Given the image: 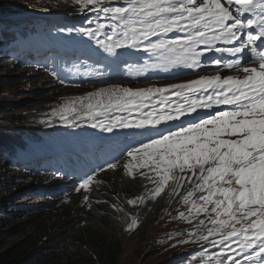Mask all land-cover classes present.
<instances>
[{"label": "snow or ice", "instance_id": "obj_1", "mask_svg": "<svg viewBox=\"0 0 264 264\" xmlns=\"http://www.w3.org/2000/svg\"><path fill=\"white\" fill-rule=\"evenodd\" d=\"M74 3L81 13H96V21H86L95 27L75 31L94 41L103 58L118 59L121 50L143 46L156 58L152 68L197 69L203 60L216 74L147 89L110 84L59 109L65 126L92 121V128L108 133L138 130L146 139L123 153L136 161L125 165L128 174L134 167L154 173L147 176L156 185L153 197H159L170 181L172 194L178 195L186 182L190 187L181 202L188 207L187 213H179L180 218L191 224L201 214L205 217L182 243L218 248L207 253L205 264H264V0H122L121 6H106L107 0ZM172 33L179 35L168 38ZM207 53L233 59L207 58ZM221 69L244 75L221 76ZM173 96L178 101L173 102ZM214 107L220 110L210 111ZM113 112L128 115L112 116ZM188 116L192 119H182ZM168 122L179 123L164 129ZM116 167V163L107 165ZM93 180L87 175L73 190L88 191ZM135 226L138 222L133 219L125 231Z\"/></svg>", "mask_w": 264, "mask_h": 264}, {"label": "trees", "instance_id": "obj_2", "mask_svg": "<svg viewBox=\"0 0 264 264\" xmlns=\"http://www.w3.org/2000/svg\"><path fill=\"white\" fill-rule=\"evenodd\" d=\"M13 1L15 2L12 4L0 3V13L16 12V9H21L23 5H26L24 3L26 0H22V2ZM22 20H24L22 17H18L11 23L0 20V54H5L6 50L11 49L12 51L21 45H25L27 49H30L27 51L35 54L36 57L40 48H44L38 38L50 34L54 38H61V41L65 43L63 49L69 54L74 53L75 50H80L81 46L89 42L87 37L80 35L71 26L69 29L74 31L69 33L67 31L68 26L52 27L49 30L43 21L27 23ZM9 56L6 66L10 70L15 69V65L24 56L30 61V57L27 55L18 58ZM138 67L139 65L133 62L132 67L126 70H133ZM24 69L27 70L28 68L25 67ZM121 74L123 77V72ZM112 114L115 116L118 115V112ZM15 117H22V115ZM58 125L62 128L65 127L63 121L58 122ZM73 128L75 127H69V130L71 131ZM87 128V124L79 126L76 132L78 131L82 137H85ZM118 130H114L112 134L116 135ZM46 131L41 130L33 133L11 131L2 134V130H0V165L9 163L12 168V175L0 179V205L10 202L3 191L5 188V184H2L5 182L3 179L9 177L16 179L15 181H18L21 186L23 182L29 180L43 181L49 175V169H45L53 166V163L46 166V162L38 160L40 156L48 154L49 143L46 141L49 137ZM102 135L114 137L111 133L108 134L104 131H102ZM109 142L113 144L116 141L110 140ZM120 147V145L116 148L113 147L111 152L116 154ZM72 155L75 156V153ZM62 157L63 154H59V158ZM128 158L126 155L125 157L120 156L115 161L116 169L104 173V176L91 185L88 191L83 190L80 193L74 192L72 194L64 190L49 191L46 194V200H56V203L48 202L43 208L50 209L58 204V208L63 209L67 215L62 216L63 218L69 219L71 215L78 216L75 218V224L68 227L66 222L49 221L45 223L44 228L37 233L31 244L24 250L11 253L9 250L0 249V264H123L122 256L131 234L138 238L140 245H148L157 223L170 216L171 212L182 204V197L190 185L185 182L184 187L180 189L177 195L172 194V183L159 197H153L151 193H148L150 191H144L143 179L139 176L131 179L125 174ZM57 161L59 162V159ZM41 172L43 174H40ZM14 184L15 187L19 186L17 182ZM85 197L88 199L85 200ZM139 197H144L143 201H140ZM134 199L137 200L135 205L128 204L129 200ZM38 210H35L36 213L33 215H28L27 218H40L46 214V212L42 214L43 212L40 213ZM0 212V224L8 225L11 223L10 221L17 218V214L7 215L6 212H2L1 207ZM201 218L205 219L203 214ZM133 219L137 220L138 226L130 231H125ZM194 219L198 220V217ZM179 230L180 228L169 233L167 236L169 242L184 244L182 243L183 238H181L184 231ZM199 246L203 245L199 244ZM217 251H219L218 248L205 245L198 251H192L183 258H177L166 264H205L207 253Z\"/></svg>", "mask_w": 264, "mask_h": 264}, {"label": "rangeland", "instance_id": "obj_3", "mask_svg": "<svg viewBox=\"0 0 264 264\" xmlns=\"http://www.w3.org/2000/svg\"><path fill=\"white\" fill-rule=\"evenodd\" d=\"M21 1L22 0H18ZM121 0H107L106 6H121ZM6 2L12 4L13 0H0V3ZM223 2V0H222ZM26 5L21 9H16L11 12L0 13V20L6 23H11L17 20L18 17L24 18L23 22L35 23L36 21H43V23L52 29L65 25L73 27L74 30L79 29L81 26L95 27V23L88 25L86 21L92 19L97 20L95 12L86 11L81 13L74 3V0H26ZM101 22L107 23L108 21L101 18ZM21 23V22H18ZM57 25V26H56ZM170 37V36H169ZM168 37V38H169ZM20 51V50H18ZM18 51H15L19 54ZM15 54L11 51H5V54H0V130L2 134L11 131H29V133L39 132L47 129L46 134L52 133V138H55V129L60 122L59 109L68 104L71 100L78 97H85L89 93H94L98 89L107 88L110 84L105 83L95 85L88 80L80 81L77 86H64L60 80L48 76L44 72H34L32 69L25 70L20 63L15 65V69L10 70L6 64L9 55ZM207 58L221 57L219 53H207ZM201 67H211L209 64L204 63L202 60ZM190 68L183 66L174 67V76L162 73L148 74L151 78H157L153 82H140L143 80L145 74L132 77L131 82H119V84L126 88L132 89H147L152 87H165L173 83H186L184 77ZM34 72V73H33ZM224 72V71H223ZM216 72L214 73V75ZM222 74V72H219ZM232 75H244L242 72H232ZM16 115L22 117L16 118ZM4 136V135H3ZM50 159V158H47ZM50 162H47L49 164ZM136 164L130 157L126 160V164ZM11 164L4 163L0 165V179L12 175ZM142 173L144 175H142ZM125 174L131 179L139 176L143 179V188L145 192L151 193L155 188V184L147 179L148 175L154 176L147 168H133V173L130 176L125 168ZM16 179H3L5 184L3 191L7 195L9 203L0 205L1 211L6 212L7 215L17 214L16 220L10 221V224H0V249L5 251L9 250L11 253L24 250L34 238L37 233L44 228L45 223L55 221L59 223L66 222V225L72 226L75 224L77 215H71L69 219L62 216H67L65 211L58 208V204L52 206L53 208H43L48 202L56 203L55 201L46 200V194L52 189L59 187H70V181H64L59 176L44 179L43 181H26L20 186ZM47 181V182H46ZM17 185L15 187V184ZM98 182V181H97ZM33 183V184H32ZM173 182L170 181L169 185ZM169 185L165 188L168 189ZM164 190V191H165ZM68 198L66 199V201ZM50 204V203H49ZM41 206V207H39ZM57 207V208H56ZM187 207L183 203L176 207L165 219H161L153 230L148 245H140L138 238L133 234L130 235L126 242L125 252L122 256L123 264H166L169 261L183 258L192 251H198L199 244L187 243L183 245L174 244L169 242L167 236L171 231L179 229L184 231L181 235L183 240L188 239V232L193 230L194 225L198 223L201 215L189 224L187 220L181 219L180 212L187 213ZM44 214L40 218H27L28 215L36 213L35 210ZM1 213V212H0ZM197 220V221H195ZM3 221H6L3 219ZM182 240V241H183Z\"/></svg>", "mask_w": 264, "mask_h": 264}, {"label": "bare ground", "instance_id": "obj_4", "mask_svg": "<svg viewBox=\"0 0 264 264\" xmlns=\"http://www.w3.org/2000/svg\"><path fill=\"white\" fill-rule=\"evenodd\" d=\"M57 26V25H56ZM67 25H65L64 27H66ZM60 27H62V26H58V27H56V28H60ZM70 27L68 26V28L67 29H69ZM28 50H30V49H28ZM231 58H233V57H231ZM228 72H230L229 70H227ZM204 75H209V73H205ZM199 75H192V76H189V77H187V81H191V80H196V79H199ZM239 77H241V76H239ZM111 163H113V161H111ZM108 165V164H107ZM107 165H106V167L104 166V168H105V170H108V168H107ZM109 171V170H108ZM107 172V171H106ZM105 172V173H106ZM103 176H104V174H103ZM44 182V181H43ZM47 182V181H46ZM33 184V183H32Z\"/></svg>", "mask_w": 264, "mask_h": 264}]
</instances>
